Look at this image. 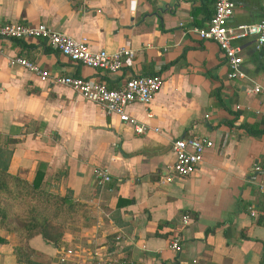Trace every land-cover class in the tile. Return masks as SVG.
Masks as SVG:
<instances>
[{
  "label": "crops",
  "instance_id": "crops-1",
  "mask_svg": "<svg viewBox=\"0 0 264 264\" xmlns=\"http://www.w3.org/2000/svg\"><path fill=\"white\" fill-rule=\"evenodd\" d=\"M233 3L228 24L261 17L259 0ZM212 9V0H0V20L44 22L91 49H132L109 72L70 60L45 38H0V148L10 149L8 171L29 181L40 165L50 190L87 206L55 243L37 230L0 227V264H58L57 251L68 246L74 258L118 250L132 264H264V192L257 187L264 183V96L249 90L252 81L264 85V47L238 39L245 77L228 78L216 42L183 29L205 25ZM11 55L49 76H97L108 87L134 74L163 79L147 105L126 106L146 125L135 132L69 86L8 65ZM193 134L210 140L196 170L163 181L170 140ZM101 167L109 180L98 183ZM173 234L178 252L167 246ZM23 243L35 263L16 261L13 247Z\"/></svg>",
  "mask_w": 264,
  "mask_h": 264
},
{
  "label": "built area",
  "instance_id": "built-area-1",
  "mask_svg": "<svg viewBox=\"0 0 264 264\" xmlns=\"http://www.w3.org/2000/svg\"><path fill=\"white\" fill-rule=\"evenodd\" d=\"M212 1V13L205 25L184 26L183 29L185 32L195 34L198 39H212L216 42L228 65L226 73L228 78L245 77L239 67L242 58L240 44L237 40L243 37H252L254 47H264V0H259L261 17L256 22L236 25L228 24V18L232 15L234 7L233 0ZM29 36L45 38L53 49L74 62L109 72L118 71L124 64L125 58L132 56V49L126 45H120L113 50L91 49L85 39L70 36L44 22L31 24L14 20H0V38L20 39ZM6 61L8 65L18 64L32 71L40 80L49 78L53 83L69 86L82 98L100 105L106 114H114L119 120L129 123L135 132H143L146 125L129 115L126 106L132 102L147 105L163 79L159 72L134 74L127 77L119 86L108 87L97 76L86 77L70 74L49 76L46 69L39 67L37 63L22 55L7 56ZM249 90L264 96V85L259 82L252 81ZM209 144L208 137L199 134L172 138L169 148L173 159L166 165L162 180L168 181L174 175L183 177L192 174L202 159L205 147ZM95 176L98 183L109 180V174L105 167L97 168ZM257 187L264 192V183L258 182ZM181 218L185 222L187 215L183 214ZM119 237L118 234L114 236L116 240ZM167 246L175 252L180 250L178 234H173L169 238ZM74 256H76L75 248L61 247L57 251L56 262L58 264H131L118 250H103L100 253L98 251L88 252L83 258H74Z\"/></svg>",
  "mask_w": 264,
  "mask_h": 264
},
{
  "label": "trees",
  "instance_id": "trees-1",
  "mask_svg": "<svg viewBox=\"0 0 264 264\" xmlns=\"http://www.w3.org/2000/svg\"><path fill=\"white\" fill-rule=\"evenodd\" d=\"M9 155L10 149L0 148V227L18 234L37 230L45 240L58 242L62 228L86 216L87 206L67 193L50 190L45 181L41 182L43 169L40 165L29 181L11 173L7 169ZM4 241L0 236V242ZM12 251L16 261L35 263L27 243L15 245ZM197 264L223 263L200 259Z\"/></svg>",
  "mask_w": 264,
  "mask_h": 264
}]
</instances>
